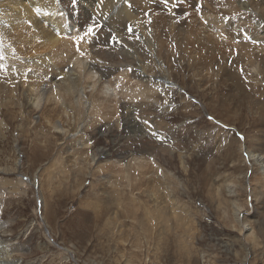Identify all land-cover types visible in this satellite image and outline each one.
I'll return each mask as SVG.
<instances>
[{"label": "rangeland", "instance_id": "rangeland-1", "mask_svg": "<svg viewBox=\"0 0 264 264\" xmlns=\"http://www.w3.org/2000/svg\"><path fill=\"white\" fill-rule=\"evenodd\" d=\"M68 1V8L78 13L80 6L76 9ZM239 1L168 0L165 5L163 0H129L134 21L114 12L109 14L114 18L109 22L103 17V24L87 36L93 49H112L119 60L138 55L149 67L147 54L139 48L141 35L136 31L141 27L153 43L162 39L170 44L166 47H172V61L166 52L160 61L173 69L169 87L176 83L175 89L182 93L165 86L169 92L155 95L157 107L150 102L130 104L129 114L124 116L120 110L111 126L89 128L85 145L93 147L94 153L103 147L111 153V158L100 156L96 166L83 163L78 154L74 157L67 151L68 144L60 147L54 139L35 138L33 129L21 121V110L5 106L0 98V264H264V186L257 184L258 166L248 158L264 157V64L254 59L249 66L248 56L239 47L250 43L240 37L244 32L235 20L243 21V11L236 10ZM248 1L258 8L251 16L260 24L256 33L264 32V0ZM205 12L224 27L218 23L207 27L209 21L202 18ZM194 17L218 40H212L214 58L206 62L210 67L206 79L210 80L204 82L208 84L198 81L207 58L196 48L202 30L198 23L196 28L191 25ZM232 24L241 30L233 32L235 41L227 44L233 38ZM249 26L255 29L256 23ZM113 35L122 38L117 42L111 39ZM190 39L195 45L198 42L196 60L176 49L179 42ZM3 62L0 64L5 65ZM258 73L263 79L256 77ZM237 80L243 89L236 86ZM161 83L156 79L150 86ZM131 119L142 126L145 135L127 125ZM67 123L62 126L66 128ZM101 129H109L110 135H102ZM116 146L128 151L116 153ZM32 148L36 152L31 153ZM135 151L140 154L134 156L146 165L140 176L132 167L130 178L114 174L111 183L98 181L109 173L99 175L95 168L123 161L125 152L133 156ZM248 229L253 231V239L246 234ZM13 246L16 252L11 251Z\"/></svg>", "mask_w": 264, "mask_h": 264}, {"label": "bare ground", "instance_id": "bare-ground-1", "mask_svg": "<svg viewBox=\"0 0 264 264\" xmlns=\"http://www.w3.org/2000/svg\"><path fill=\"white\" fill-rule=\"evenodd\" d=\"M100 1L101 0H78L77 5L80 6V10H77L76 12L78 13L75 14L73 10L68 8V0H0V56L1 58L3 57V59L0 58V63L3 61V63H5V65L0 64V98H3L2 102L7 107H17L21 110L20 119L23 122H27L29 128L33 129L35 138L39 136L40 138L44 139L45 142H50L51 139H54L56 140V142L59 141L60 144H58V146L60 145V147L64 144H68L69 148L67 149V151L72 152L73 155L74 153L75 155L78 154L80 157L79 159H81L83 163H88L91 166H96V163L100 159V156L111 158V153L104 147L99 150L95 149L96 153H94V151L92 152L90 150L93 149V147L90 148L88 145H85V132L89 128H95L96 126L100 128L111 126L118 118L119 115L117 113H120V110H124V116H127L129 114L128 110L131 107L130 104H148L150 102V106L157 107L159 103L158 101H156L157 97L155 95L157 93L164 94L165 91H171L170 87H174V89L172 88V90H175L179 94L182 93L180 92V90L175 89V87L177 88L176 83H172L169 87L171 81L170 78L172 75L170 72L173 69L171 71L170 69L168 70V68L164 67L165 65L161 63L163 61H160V58L163 57H160V55H162V52H166L168 59L169 57L171 58V56L175 55L173 54L172 49H170L172 47H166L167 44L163 43L162 39H160L161 41L159 43H153L155 42L151 41L153 38L151 39L150 35H147L144 31H142L141 27H138L140 28L139 30L136 29V33H139L141 35V38H139L138 40L139 44L141 43V46H139V48L141 47L145 52V55L147 54L148 61L150 60L149 62L151 63L149 67L147 66V61H142L143 59L141 60L138 55L131 56V58L126 57L125 59L119 60L120 58L115 59L113 57L114 51L112 49L107 50L97 47L93 49L92 47L94 46V44H91V42L89 43V41H87V36L83 40H80L79 42L77 41L76 38L78 36L84 35V33L83 35H81V31L88 27V23H92L93 25H96V27L99 25L100 27V25L103 24V17H107L106 22L114 19L113 17L109 16V14L112 12H114L116 16L123 14L124 20L134 21L135 12L133 10V6V9L129 7V0H107L106 2H103V0L101 2ZM207 2L208 1H204L205 4L203 2L201 3L207 6ZM211 3L213 2L211 1ZM238 3L239 7H236V10H239L238 8H240L243 11H241L242 13H240L242 15L243 21L240 23L239 19L235 20L237 21L239 27L242 26V30L233 24L229 27L231 29L233 28L231 30L232 33H236L237 31H239V29L243 31L244 33H241L240 37L242 38L243 36H247L248 39H245L244 37L243 39L253 45L251 47L250 43L249 45L247 43H239L242 54L248 56L246 62L249 64V66L253 64L252 60L254 59H256V62H260V64L263 65L264 57L262 56H264V53L260 47L262 45L261 41H264V39L262 38V34L264 32L258 31V33H256L255 30L260 28V24L258 21L256 22L255 20L251 19L253 13L256 14V12H254L253 10H257L258 8L256 6H252V4L248 0H241ZM208 5L212 6V4ZM91 8L93 9V12ZM76 9L78 8L76 7ZM91 12L92 14L91 16H89ZM231 12L233 11L231 10ZM206 13L207 12L204 13L202 18L207 20V22H210H206L208 25H206L207 27L211 28V26H213V23H218L220 27L223 26L220 24L218 18H212ZM206 15L207 17H205ZM152 16L155 17L153 14ZM121 18H123L122 15ZM245 18L250 19L251 23H256V27L254 26L255 29H252L249 26L251 24L250 22H245ZM261 18L264 19V17ZM191 21V25H193L194 28H196V25L198 23V25H200V27L198 28L202 30V32H200L202 34L200 37L201 39L199 41L198 39L196 40L199 42V44L197 42L199 46L197 47V44L195 45L194 41L190 39L186 40L185 42H181L182 44L179 42L180 44L178 43L176 49H178L179 54H185L190 58H194V56H196V48H199V52H205L204 57H206L207 59L204 60L206 65H202L203 74L200 77L201 79L198 80L200 82H204V80L207 78L206 75L210 68L208 65L209 59L214 58V52L212 54L210 52L214 49L212 46V40L214 41L217 39L216 36L208 34L203 29L202 25L199 22V19L194 17ZM236 21H233V23H235ZM86 23L87 25H84ZM245 28L248 29L250 33ZM113 29L115 28L113 27L112 31ZM235 33H233L232 39L228 38L227 44L229 42L231 43L235 41ZM227 36H229V34ZM116 37L118 38L121 36L116 35ZM167 46H170V44ZM194 46H196V48ZM176 49L174 48L175 51ZM260 49L261 51H259ZM199 52H197L198 55ZM81 53H83V55H81ZM116 56L120 57L119 55ZM194 59L192 61L196 60ZM170 61H172V58L170 59ZM164 63H166V61ZM173 63H175V61ZM129 67L132 70L128 69ZM175 67L177 66L175 65ZM189 69H192V64ZM177 70L178 68L175 69V71ZM116 72H118V74L114 75ZM195 73L194 76L196 77L197 75ZM256 77L262 78L260 73H258ZM15 78H18L19 81ZM232 78L235 79L236 75L233 74ZM156 79H161L162 83L159 85H153V87H151V82L155 81ZM204 83H206V81ZM165 86L169 87V91L165 88ZM236 86L240 90L243 89L238 80ZM163 87L165 90L163 89ZM163 100H166V98H163ZM164 102L165 101H163V104ZM116 114L118 116L115 117ZM64 121L69 122L67 123V125L64 124L67 126L66 128L62 126V123ZM128 124L132 127L134 126L135 129L139 131V133H145L142 126L138 124L134 119L128 122L127 125ZM116 126L120 127V122L117 121ZM108 130L101 129L99 130V132L102 135H110L111 131ZM125 140L126 142H128V139ZM70 142H72V144H70ZM112 142L114 145L116 144L115 140H112ZM74 143L76 145H73ZM35 150L34 148H32L31 153L36 152ZM60 150L62 151L63 149L61 148ZM126 150L127 149L121 150V146H116L115 152L120 154L121 152ZM135 152L136 153H134L133 156L132 153L125 152L126 156L121 157L123 161H121L120 159V161L109 162L107 163L108 165H101L100 167L95 168L94 170H96L95 172L97 174L103 171L109 173V175L106 177L100 176L98 181L101 184L111 183L110 178L113 177L114 174H122L124 178H128L130 172L133 171L132 167L139 170V172H136H138L140 176V173L143 172V167L145 169L146 165L143 166V161H141L138 157H135L136 155L140 154L138 153V151ZM73 155H71V157ZM248 158H251L253 160V164H256L258 166L257 170L259 172L258 176H260V178L257 184L264 186V157L260 155H249ZM78 162H80V160ZM90 165H88V167ZM79 166L81 165L79 164ZM74 179L76 180V177ZM129 182H131V180ZM114 185L117 186L116 184ZM127 186H129V184ZM154 196L156 197V195ZM246 234L250 239H253L254 235L252 230L248 229L246 231ZM15 248L16 247L13 246V249L11 251L16 252L17 248Z\"/></svg>", "mask_w": 264, "mask_h": 264}, {"label": "snow or ice", "instance_id": "snow-or-ice-1", "mask_svg": "<svg viewBox=\"0 0 264 264\" xmlns=\"http://www.w3.org/2000/svg\"><path fill=\"white\" fill-rule=\"evenodd\" d=\"M163 2H164L165 5H167L168 0H163ZM77 3H78V0H71V4L73 5V7H75V6L77 5ZM175 6H176V5H174V7H175ZM95 27H96L95 25H89V26L87 27L86 31L84 32V35H83V36H78V37L76 38L77 41L79 42L80 40H83L86 36L91 35V34L93 33ZM128 31H129V32H132V28L129 27V28H128ZM111 39H112V40H116L117 42H119V41L117 40V37H116L115 35H113V36L111 37ZM245 39H248V37L245 36ZM81 55H83V53H81ZM209 119L211 120V119H213V117H209ZM145 123H147V122H145ZM154 134H155V133H154ZM241 138H243V137H241Z\"/></svg>", "mask_w": 264, "mask_h": 264}]
</instances>
